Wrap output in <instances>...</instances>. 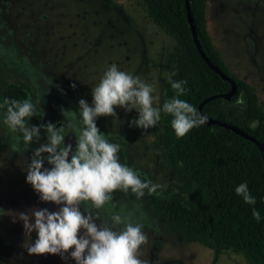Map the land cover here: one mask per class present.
<instances>
[{"label":"rangeland","instance_id":"1","mask_svg":"<svg viewBox=\"0 0 264 264\" xmlns=\"http://www.w3.org/2000/svg\"><path fill=\"white\" fill-rule=\"evenodd\" d=\"M206 27L227 70L254 86L264 109V0H206ZM174 39L146 14L141 0H0V84L27 83L37 110L65 120L61 108L76 111L78 100L91 102V88L112 63L153 86L154 106H160L166 79L165 55ZM3 110L0 109V114ZM138 114L116 107V116L101 115L97 126L121 145L119 158L138 173L165 188L174 179L157 164L152 140L161 130V118L148 129L128 121ZM13 133L0 124V264H75L58 254H29L28 234L20 211L58 206L41 201L25 181L33 149L12 150ZM67 137H74L68 132ZM75 138V137H74ZM42 155H47L43 153ZM44 166L50 167L45 161ZM117 206L134 209L145 224L147 240L138 251L147 264H247L230 251L215 253L194 242H183L151 212L144 196L114 190ZM83 208V205H81ZM107 218L105 210H98Z\"/></svg>","mask_w":264,"mask_h":264},{"label":"clouds","instance_id":"2","mask_svg":"<svg viewBox=\"0 0 264 264\" xmlns=\"http://www.w3.org/2000/svg\"><path fill=\"white\" fill-rule=\"evenodd\" d=\"M175 69L167 75L175 93L159 106H154L153 86L138 76L112 63L106 67L99 82L91 88V102L78 100L76 111L64 110V125L53 123L34 125L30 118L41 114L30 99L4 97L0 101V124L13 133L11 148L18 152L28 149L39 140L40 129L46 133V143L33 149L28 162L25 181L39 194L41 201L53 202L58 207H33L20 211L19 219L26 233H36L26 247L29 254H58L75 264H147L139 258L140 246L146 242L145 224L134 209L117 206L114 190L134 193L137 200L157 192L160 184L141 179L138 172L119 158L121 145L100 131L97 118L116 116V107L126 112L135 110L137 116L129 126L141 129L155 126L161 112L170 114L171 127L177 138L193 127L204 124L207 116L180 96L187 92L185 80H175ZM243 105L238 97L235 101ZM65 127L75 137V145L65 143ZM47 153V155H42ZM45 161L50 167L44 166ZM234 192L249 204L256 203L247 181L235 186ZM264 199V197H262ZM83 205V208L81 207ZM105 210L107 218L101 216ZM252 217L259 222L260 211L252 208Z\"/></svg>","mask_w":264,"mask_h":264},{"label":"trees","instance_id":"3","mask_svg":"<svg viewBox=\"0 0 264 264\" xmlns=\"http://www.w3.org/2000/svg\"><path fill=\"white\" fill-rule=\"evenodd\" d=\"M141 1L147 16L175 41L163 67L166 75L175 69L173 79L186 81L187 92L180 98L198 110L205 97L226 92L229 81L211 69L197 51L184 0ZM188 1L202 51L236 84L228 99L217 96L204 101L201 113L234 124L264 144V109L254 86L227 70L206 27V0ZM174 93L166 76L160 105ZM4 97L32 100V92L27 83L5 81L0 84V101ZM238 97L243 98V105L235 103ZM170 121V114L162 112L161 130L152 146L158 150L157 164L174 182L157 189L160 195L145 190L151 212L180 241L198 243L218 254H240L247 264H264V162L258 145L231 129L207 123L177 138ZM29 122L40 125L36 115ZM138 174L150 180L145 173ZM241 181H247L256 197L254 205L234 192ZM252 208L260 211L259 222L252 217Z\"/></svg>","mask_w":264,"mask_h":264},{"label":"water","instance_id":"4","mask_svg":"<svg viewBox=\"0 0 264 264\" xmlns=\"http://www.w3.org/2000/svg\"><path fill=\"white\" fill-rule=\"evenodd\" d=\"M185 2V10H186V16H187V21L189 23V27H190V31H191V35L192 38L194 40L195 46L197 48L198 53L201 55V57L204 59V61L211 67V69H213L215 72H217L223 79L228 80L230 83V87L226 92L223 93H217V94H212L210 96H207L203 99V101H201L198 105V112L201 113L200 109H201V105L204 101L209 100L211 98L217 97V96H222L224 98H229L232 94L235 93L236 91V84L234 82V80L232 78H230L229 75H227L224 71H222L218 65L213 64L209 58L205 55V53L202 51L198 38H197V34H196V30H195V26L193 23V17L191 15L190 12V7H189V1L188 0H184ZM203 114V113H202ZM205 115V114H204ZM207 124H218L221 126H224L228 129L233 130L235 133H237L238 135H241L242 137L248 138L250 140H252L254 143H256L260 149L262 158H263V162H264V144L260 141H258L256 138H254L252 135L248 134L246 131H244L243 129L239 128L238 126L231 124V123H227L224 120H220V119H215L213 117H209L207 116V120L206 122ZM65 143H71L74 147L75 145V138L74 137H65Z\"/></svg>","mask_w":264,"mask_h":264},{"label":"flooded vegetation","instance_id":"5","mask_svg":"<svg viewBox=\"0 0 264 264\" xmlns=\"http://www.w3.org/2000/svg\"><path fill=\"white\" fill-rule=\"evenodd\" d=\"M40 113L43 114V115L36 114L37 119H38L40 125L41 124H47V123H53L57 127H59L60 125H64V123H65L64 121H62L58 117H55V116H52V115H49V114L43 113V112H40ZM42 131H44V130H42ZM64 131H65V135H67V133L70 132V129H68V128L65 127V130Z\"/></svg>","mask_w":264,"mask_h":264}]
</instances>
